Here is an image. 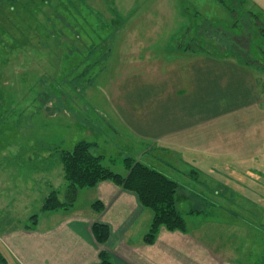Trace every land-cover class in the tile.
<instances>
[{
  "label": "rangeland",
  "instance_id": "374dc122",
  "mask_svg": "<svg viewBox=\"0 0 264 264\" xmlns=\"http://www.w3.org/2000/svg\"><path fill=\"white\" fill-rule=\"evenodd\" d=\"M241 9L264 22V0H244ZM205 18L231 21L219 0H22L12 9L0 1V38L33 39L17 53L1 51L9 61L0 86L13 87L14 100L0 114V237L32 215L39 227L54 221L41 203L53 190L63 199L61 151L83 140L115 173L127 174L124 159L165 173L182 185L177 209L201 216L186 219V231L210 221L205 238L224 244L227 231L234 255L264 264V70L183 50L185 28ZM250 38L245 31L230 40L244 54ZM108 113L129 119L142 139L115 128ZM180 116L183 123L168 121ZM153 138L168 151L149 146ZM83 189L61 211L87 209Z\"/></svg>",
  "mask_w": 264,
  "mask_h": 264
},
{
  "label": "crops",
  "instance_id": "0c3cea01",
  "mask_svg": "<svg viewBox=\"0 0 264 264\" xmlns=\"http://www.w3.org/2000/svg\"><path fill=\"white\" fill-rule=\"evenodd\" d=\"M108 115L111 118L109 123L115 128H120L133 140L142 139L127 124L129 119H122L119 114ZM176 119L178 118L168 121L184 122L182 116L179 120ZM119 122L122 123L123 129ZM167 124H164L161 130H165L169 126ZM172 136L174 135L167 133L163 137L166 140H175L186 148L191 145L181 143L180 139L183 138ZM153 139L149 146L160 148L165 153L168 151V147L156 145L157 138ZM96 153L103 155L100 150ZM180 187L182 189V185ZM85 189L83 191H86L89 200L87 209L47 212L57 214L49 224L44 222L39 227L37 219L31 229H25L23 226L12 227L5 232L0 241L6 247L10 264H97L100 251H105L113 264H260L249 260L247 254L242 258V251L241 257L234 255L239 249L234 251L237 246L232 248L233 243L225 242V234H229L227 231H223L224 244L209 237L205 238L209 231L212 233L210 221L200 227L190 226L185 233L160 229L155 242L147 245L143 243V236L149 229L152 215L141 207L135 194L110 181H101L94 187ZM96 200L104 206L101 212L91 209V204ZM190 210L187 205L184 210L179 208L184 219H187L186 222L201 218L195 210L194 213H189ZM48 220L49 217L44 221ZM94 222L109 227V239L104 245L97 244L91 234L90 227Z\"/></svg>",
  "mask_w": 264,
  "mask_h": 264
},
{
  "label": "trees",
  "instance_id": "16d2710c",
  "mask_svg": "<svg viewBox=\"0 0 264 264\" xmlns=\"http://www.w3.org/2000/svg\"><path fill=\"white\" fill-rule=\"evenodd\" d=\"M9 3V8L16 6V2L22 3V0H0ZM30 2L32 0H29ZM36 1V0H35ZM45 2L46 0H38ZM226 8L231 16V21L227 24L214 22L212 24L208 19H201L196 27L187 26L185 34L190 37L184 43L183 50L208 52L216 59H227L229 57L236 58L239 64L264 70V50L259 45L258 38H264V22L261 18L250 9L242 10L241 3L244 0H219ZM195 16V15H193ZM199 17V15H198ZM221 23V25H220ZM1 26V25H0ZM2 27V26H1ZM251 36L249 41L248 53L242 54L235 43L232 44L230 38L244 34ZM215 32V34H212ZM13 42H9L4 38H0V54L9 51V53L19 52L25 45L32 44V38H11ZM19 41V43L17 42ZM211 42H214L212 44ZM221 43L223 45H219ZM228 43V44H227ZM35 45V43H34ZM221 46L230 47L229 49H221ZM180 47L178 46V49ZM235 49V50H233ZM236 51L238 53H236ZM242 54V55H241ZM6 55V54H5ZM9 56V55H8ZM0 55V67L4 66L9 57ZM251 59L250 62L243 58ZM262 59V60H260ZM258 64V65H257ZM0 72V81H1ZM1 88L0 86V114L7 111L6 108L11 106L13 99L12 91ZM10 100V101H9ZM9 101V103H7ZM7 104V105H6ZM93 144L86 141H79L74 145L72 150H62L60 159L63 163L64 178L68 182L64 197L59 199L58 191H51L41 203V210L46 212L71 209L77 198L80 189L93 187L97 183L108 180L119 186L121 189L134 193L140 205L152 213L151 223L143 241L146 244H153L157 234L161 228L167 231H186V222L183 215L177 209L176 196L180 184L168 177L165 173L158 169L145 165L142 162L133 159H124V165L127 168V174L121 175L104 167L101 163L99 154L92 152ZM189 174L196 175L195 170H191ZM104 206L96 200L91 204V209L101 212ZM189 213H194L191 209ZM29 223L24 226L25 229H31L37 222V216L32 215ZM93 238L96 243L103 245L109 238L110 230L105 224L94 222L90 227ZM97 264H113L110 256L105 251L98 254ZM0 264H10L8 255L0 248Z\"/></svg>",
  "mask_w": 264,
  "mask_h": 264
}]
</instances>
